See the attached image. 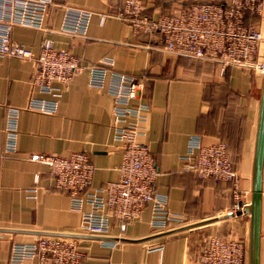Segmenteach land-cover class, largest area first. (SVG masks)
Returning a JSON list of instances; mask_svg holds the SVG:
<instances>
[{"label": "crops", "instance_id": "crops-1", "mask_svg": "<svg viewBox=\"0 0 264 264\" xmlns=\"http://www.w3.org/2000/svg\"><path fill=\"white\" fill-rule=\"evenodd\" d=\"M202 1L207 0H142L145 13L155 18ZM66 2L93 12L86 35L60 29L62 3L49 8L43 28L14 25L11 32L14 41L36 54L44 39H51L87 66L68 83L54 82L61 87L55 113L27 108L33 97H52L33 82L36 61L0 56V131L8 107L20 109L17 152H4L0 133V264H9L13 244L46 235L76 238L84 253L82 264H192L212 235L238 237L248 246L249 214L224 217L240 204L232 184L186 171L182 157L193 134L201 135L205 143L224 141L241 176L242 202H250L263 74L236 65L223 70L217 61L169 52L157 34L135 31L118 16L122 0ZM252 20L264 32V16ZM104 58L113 59L115 70L142 84L132 104L147 102L151 109L146 135L139 140L155 160V190L168 195L170 211L184 215L182 224L156 229L148 204L124 229L112 217L105 235L79 233L82 213L72 208L68 191L56 187L48 165L30 158L35 153L66 156L82 151L96 167L93 187L119 178L123 151L114 139V99L105 89L91 86L88 78V67Z\"/></svg>", "mask_w": 264, "mask_h": 264}, {"label": "built area", "instance_id": "built-area-1", "mask_svg": "<svg viewBox=\"0 0 264 264\" xmlns=\"http://www.w3.org/2000/svg\"><path fill=\"white\" fill-rule=\"evenodd\" d=\"M57 3L64 7L60 29L86 35L91 10L70 5L66 0H0V56L36 61L33 82L52 97H33L27 108L43 113H55L58 109L61 87L54 82L68 83L87 66L69 50L57 48L51 39H44L36 54L25 44L14 41L11 32L14 25L43 28L49 8ZM122 3L118 16L135 31L157 34L169 52L214 60L223 70L236 65L264 72V32L252 20L264 16V0H207L180 6L156 18L145 13L142 0H122ZM113 66V59L104 58L88 67V78L91 86L105 89L114 99V139L121 143L123 151L119 178L93 187L96 167L82 151L66 156L35 153L30 158L48 165L55 175L56 187L68 191L72 208L82 213L79 233L105 235L112 217L124 229L148 204L152 207L151 224L156 229L168 228L171 223L182 224L184 215L170 211L168 195L155 190L158 175L155 160L147 145L139 140L146 135L151 109L147 102L132 104L140 95L142 84ZM19 115V108L8 107L0 131L5 153L17 152ZM182 159L184 169L201 179L230 182L240 204L236 203L228 214L243 210L241 176L224 141L205 143L201 135L193 134ZM84 205L89 209H84ZM83 256L76 238L46 235L30 243L13 244L9 264H82ZM247 260L248 246L244 239L212 235L192 264H247Z\"/></svg>", "mask_w": 264, "mask_h": 264}, {"label": "water", "instance_id": "water-1", "mask_svg": "<svg viewBox=\"0 0 264 264\" xmlns=\"http://www.w3.org/2000/svg\"><path fill=\"white\" fill-rule=\"evenodd\" d=\"M263 171H264V72L262 93L259 108V117L255 141V150L252 168L251 199L246 203L243 210L236 214L247 213L250 216V231L248 244V264H260L261 246V218L263 201ZM233 216L226 214L224 217Z\"/></svg>", "mask_w": 264, "mask_h": 264}, {"label": "rangeland", "instance_id": "rangeland-1", "mask_svg": "<svg viewBox=\"0 0 264 264\" xmlns=\"http://www.w3.org/2000/svg\"><path fill=\"white\" fill-rule=\"evenodd\" d=\"M263 54H264V47H263Z\"/></svg>", "mask_w": 264, "mask_h": 264}]
</instances>
